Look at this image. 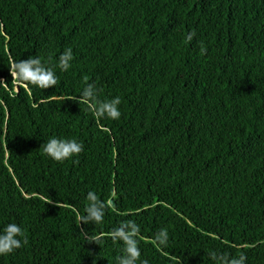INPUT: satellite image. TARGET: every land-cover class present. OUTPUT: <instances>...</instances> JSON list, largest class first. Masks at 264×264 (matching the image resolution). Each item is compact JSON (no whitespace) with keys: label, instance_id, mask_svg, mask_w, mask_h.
Here are the masks:
<instances>
[{"label":"trees","instance_id":"16d2710c","mask_svg":"<svg viewBox=\"0 0 264 264\" xmlns=\"http://www.w3.org/2000/svg\"><path fill=\"white\" fill-rule=\"evenodd\" d=\"M34 56L55 87L18 86L12 61ZM87 83L119 120L72 100ZM53 137L84 151L55 162ZM88 191L116 193L101 225L78 222ZM125 220L149 264H264V0H0V228L28 240L0 264H116Z\"/></svg>","mask_w":264,"mask_h":264},{"label":"clouds","instance_id":"9594fccd","mask_svg":"<svg viewBox=\"0 0 264 264\" xmlns=\"http://www.w3.org/2000/svg\"><path fill=\"white\" fill-rule=\"evenodd\" d=\"M194 33H189L187 41H191ZM206 52V50H202ZM74 59L72 48L65 49L58 60L61 71L67 72L71 68ZM11 75L15 77L17 84L25 87L34 86L39 89L53 88L58 84L56 71L49 67L39 56L29 57L25 60H13L11 64ZM19 88L17 87V91ZM78 104H83L97 120L110 119L119 120L121 117L119 96L111 99L101 100L94 83H87L78 97H73ZM84 151L82 142L72 138L53 137L43 144V153L55 162L63 163L73 157L79 156ZM116 193H111V198L102 200L94 191L86 194L87 206L85 214L78 215V222L85 225L91 223L101 225L104 223L106 210L114 208L113 203ZM110 238L114 244H122L121 254L116 257V264H149L147 259L141 258V228L134 220L122 221L110 232ZM86 242H101V236L85 233ZM28 243L24 230L14 222L7 223L0 228V257L13 254L23 245ZM153 243L161 250L170 247V233L166 228H161L154 234ZM209 259L213 264H246L247 257L240 254L238 257H229L227 254L218 253L215 250L208 252ZM182 264V260H178Z\"/></svg>","mask_w":264,"mask_h":264}]
</instances>
